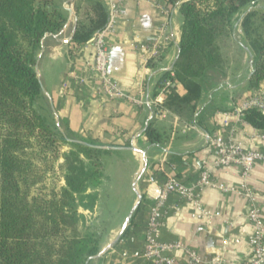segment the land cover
<instances>
[{
	"label": "crops",
	"instance_id": "0c3cea01",
	"mask_svg": "<svg viewBox=\"0 0 264 264\" xmlns=\"http://www.w3.org/2000/svg\"><path fill=\"white\" fill-rule=\"evenodd\" d=\"M57 1L66 11V23L58 33L44 37L34 67L42 89L35 107L45 120L63 134L68 131L70 141L111 151L109 157L128 154L133 161H139V158L144 164L139 181L142 190L149 176H154L162 184L168 174H175L183 184L193 186L202 168L212 169L215 181L228 188H238L241 184L240 169L235 166L214 168L215 158L208 136L231 137L242 142L246 149H264L259 140L264 130L254 129L233 118L232 133L223 126L224 113H231L244 97L264 94V81L258 90L249 86L253 55L239 25L243 13L251 10L252 5L245 6L232 25L244 52L240 67L236 73L216 77L215 80L209 81L210 75H206L194 113L184 116L165 107V96L161 95V85L166 80L164 74L172 72L178 57L182 23L179 5L172 7L163 0ZM92 2L103 4L107 21L109 4H120L114 27L106 34L105 41L110 54L109 75L125 95L122 98H110L102 92L91 70L93 39L97 32L82 45H76L72 40L80 19L77 10L91 11L88 8ZM262 2L264 0L258 1L256 6H262ZM162 27L169 37L163 52L158 59L145 63L149 53L144 47ZM218 81H221L219 86L216 85ZM177 91L184 93L182 88ZM150 123L165 137L160 145L149 143L144 135ZM131 146L143 151L145 156L119 149ZM135 176L134 172L128 176L132 185L130 191L126 189L127 193H134ZM247 183L256 194V203L264 218V162L254 166ZM101 186L96 189L99 201ZM128 198L126 196V202ZM199 204L211 215L210 224L194 218V204L169 195L161 210L163 224L159 240L167 243L180 241L208 262L219 252L224 238L247 228L249 205L236 193L214 188L202 190ZM152 205L153 202L145 198L119 242L101 256L90 258L87 264H149L142 258V251ZM247 253L248 246L242 240L227 248L225 258L228 264H239ZM175 256L181 264H193L181 252H176Z\"/></svg>",
	"mask_w": 264,
	"mask_h": 264
},
{
	"label": "trees",
	"instance_id": "16d2710c",
	"mask_svg": "<svg viewBox=\"0 0 264 264\" xmlns=\"http://www.w3.org/2000/svg\"><path fill=\"white\" fill-rule=\"evenodd\" d=\"M163 1L179 5L182 18L178 57L164 74L170 80L165 107L194 113L206 72L222 66L219 38L247 5L252 9L239 25L253 55L249 86L258 90L264 81L260 0ZM88 9L89 22L80 18L72 37L76 45L106 25L103 4L92 2ZM66 20L57 0H0V264H86L100 249L99 235L78 210L96 208L99 196L91 189L102 183L100 158L112 152L70 141L68 131L59 132L35 107L42 95L36 55L44 37L58 33ZM242 120L264 130V114L255 109L245 110ZM144 135L155 145L165 138L151 123Z\"/></svg>",
	"mask_w": 264,
	"mask_h": 264
},
{
	"label": "built area",
	"instance_id": "2783aa9c",
	"mask_svg": "<svg viewBox=\"0 0 264 264\" xmlns=\"http://www.w3.org/2000/svg\"><path fill=\"white\" fill-rule=\"evenodd\" d=\"M118 3L109 4V18L102 30L96 33L93 39L94 60L91 67L97 77L99 87L110 98H122L125 95L112 81L109 75L110 54L105 41V36L114 27L118 17ZM168 34L164 27L144 47L148 51L145 63L158 59L164 43L168 41ZM173 74H171V77ZM170 86L167 79L162 84L161 95ZM255 109L264 114V94L257 93L247 96L242 103L231 113L223 115V126L233 132L232 118L237 122H243V112ZM209 146L214 154V168L238 167L240 169L241 184L238 188H228L224 184L214 180L213 171L210 168H202L199 177L193 186L183 184L175 174H168L165 181L160 184L154 176H149L145 187V198L151 200L149 218L146 225L142 258L149 264H181L175 256L181 252L184 258L193 264H228L225 251L231 245L239 244L244 240L248 246L247 255L239 264H264V218L261 209L256 203V194L247 183L250 173L257 163L264 162V149H246L242 142L231 137L224 139L221 135L208 136ZM264 144V134L259 136ZM205 188H214L222 192L236 193L245 199L249 205L246 216L247 228H242L237 235L228 236L222 240L219 252L213 258L205 262L202 257L189 246L180 241L161 242L159 240L160 228L163 224L161 212L169 195H176L183 200L195 205L194 218L203 220L206 224L211 223V215L199 204L200 193Z\"/></svg>",
	"mask_w": 264,
	"mask_h": 264
},
{
	"label": "rangeland",
	"instance_id": "374dc122",
	"mask_svg": "<svg viewBox=\"0 0 264 264\" xmlns=\"http://www.w3.org/2000/svg\"><path fill=\"white\" fill-rule=\"evenodd\" d=\"M261 4L262 6L256 7L264 8V3L262 2ZM68 9L72 10L70 7ZM79 13L81 20L83 22H86L87 24L89 22L88 18H90L92 14H86L85 10H83L82 12L80 11ZM233 30L234 29L232 27L231 31L223 35L221 34L219 38V45L221 47V52L223 53L224 60L222 61L221 67L206 72L205 76L210 75L209 81L215 80L216 77H226L227 74L236 73V71L240 67L244 52L239 44L238 34L236 31L233 32ZM224 71H226L225 74L222 73ZM230 82H233V80L231 79ZM216 85H221V81H218ZM246 97L239 101L237 106H239ZM235 108L232 110V112L235 110ZM63 151H67V148H64ZM137 159L139 161H133L128 154H123L115 158L109 157V155H105L100 158L103 177L101 183L102 186L99 192L101 196L99 204H97L96 208L92 212L84 211L81 209L78 210L86 217V226L91 227L92 232L96 235H99L100 237V249L98 253L93 257L101 256L106 251L111 250L119 242L118 241L114 246H112V248L107 249L103 252V250L119 235L121 225L125 221L128 212L131 210L132 204L136 201L135 192H126V189L130 191L129 188L130 185H132V180L128 178V176H130V173H136L133 182V188L137 189L138 192L145 197V189L142 190L139 183V181L141 182L142 178V175H140L139 172L141 168H143L144 164L139 158ZM97 188H93L91 189V191H96ZM126 196L129 197L128 202H126ZM121 237L122 235L120 236V239ZM86 263H88V261Z\"/></svg>",
	"mask_w": 264,
	"mask_h": 264
},
{
	"label": "water",
	"instance_id": "95a60500",
	"mask_svg": "<svg viewBox=\"0 0 264 264\" xmlns=\"http://www.w3.org/2000/svg\"><path fill=\"white\" fill-rule=\"evenodd\" d=\"M69 12L72 13V10H69ZM119 149L130 150V151H132V152H134V153H136V154L141 155L142 157L145 156V153H144L143 151L138 150L137 148H135V147H133V146H131V147H127V148H119ZM143 172H144V168H141V170H140V172H139L140 175H142ZM134 192H135V195H136V201H135L133 207L131 208L130 212L128 213V215H127V217H126V219H125V221H124V223H123V225H122V227H121V229H120L119 235L117 236V238H116L111 244H109V245L103 250V252H104L105 250H107V249L112 248V246H114V245L119 241L120 236L124 233V231L126 230V228L128 227V225H129V223H130V221H131V219H132V216L134 215V213H135L136 210L138 209V207H139V205H140V203H141V200H142V195L138 192L137 189H134ZM101 253H102V252H101ZM86 264H87V263H86Z\"/></svg>",
	"mask_w": 264,
	"mask_h": 264
}]
</instances>
